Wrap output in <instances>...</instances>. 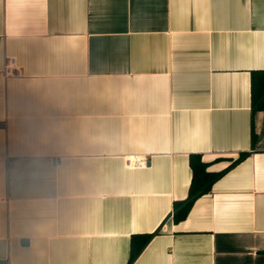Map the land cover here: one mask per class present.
<instances>
[{
  "label": "crops",
  "instance_id": "crops-1",
  "mask_svg": "<svg viewBox=\"0 0 264 264\" xmlns=\"http://www.w3.org/2000/svg\"><path fill=\"white\" fill-rule=\"evenodd\" d=\"M0 264H264V0H0ZM228 168L174 223L189 153Z\"/></svg>",
  "mask_w": 264,
  "mask_h": 264
},
{
  "label": "trees",
  "instance_id": "trees-1",
  "mask_svg": "<svg viewBox=\"0 0 264 264\" xmlns=\"http://www.w3.org/2000/svg\"><path fill=\"white\" fill-rule=\"evenodd\" d=\"M250 76V108H251V131L250 140L253 145L256 137V132L253 124V115L257 111H264V69L257 68L249 71ZM247 152H239L238 157L231 160V163L220 171H212L208 166L212 163L211 160H204L201 154L189 153V167L191 169V179L188 185V194L182 200H175L172 203L173 209L171 218L174 223L185 218L191 209V205L196 198L210 191L211 185L219 179L224 172L246 157ZM159 228L153 232L144 234H133L130 236L129 258L127 264H132L134 259L139 256V253L145 248V245L151 240L152 236L157 234Z\"/></svg>",
  "mask_w": 264,
  "mask_h": 264
},
{
  "label": "built area",
  "instance_id": "built-area-1",
  "mask_svg": "<svg viewBox=\"0 0 264 264\" xmlns=\"http://www.w3.org/2000/svg\"><path fill=\"white\" fill-rule=\"evenodd\" d=\"M11 74H16V71H14V68H12L11 63H7L3 69L0 70V75L3 77L10 76Z\"/></svg>",
  "mask_w": 264,
  "mask_h": 264
}]
</instances>
